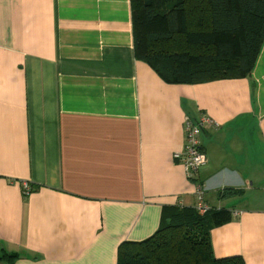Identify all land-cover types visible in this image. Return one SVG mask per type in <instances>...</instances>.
I'll return each mask as SVG.
<instances>
[{"label": "crops", "instance_id": "1", "mask_svg": "<svg viewBox=\"0 0 264 264\" xmlns=\"http://www.w3.org/2000/svg\"><path fill=\"white\" fill-rule=\"evenodd\" d=\"M203 115L191 178L174 154ZM200 184L236 212L215 256L264 264V43L250 76L170 84L134 55L131 0H0V264H117Z\"/></svg>", "mask_w": 264, "mask_h": 264}, {"label": "trees", "instance_id": "2", "mask_svg": "<svg viewBox=\"0 0 264 264\" xmlns=\"http://www.w3.org/2000/svg\"><path fill=\"white\" fill-rule=\"evenodd\" d=\"M131 9L136 59L170 84L250 76L264 43V0H131ZM233 215L167 207L153 235L119 245L117 264H246L213 252L211 230Z\"/></svg>", "mask_w": 264, "mask_h": 264}, {"label": "built area", "instance_id": "3", "mask_svg": "<svg viewBox=\"0 0 264 264\" xmlns=\"http://www.w3.org/2000/svg\"><path fill=\"white\" fill-rule=\"evenodd\" d=\"M209 126L217 127L218 125L209 116H200L197 119L186 117L184 120V146L180 152L174 154V158L180 160L189 177H194L198 171L207 164L208 158L201 143V133ZM31 186L24 184L23 193L28 195ZM205 188L202 184L196 188L197 204L195 208L199 214H204L210 207L204 199ZM236 214V212H233Z\"/></svg>", "mask_w": 264, "mask_h": 264}]
</instances>
